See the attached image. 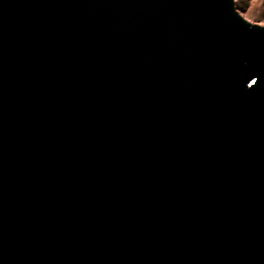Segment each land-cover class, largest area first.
<instances>
[{
    "label": "water",
    "instance_id": "obj_1",
    "mask_svg": "<svg viewBox=\"0 0 264 264\" xmlns=\"http://www.w3.org/2000/svg\"><path fill=\"white\" fill-rule=\"evenodd\" d=\"M0 264H264V26L0 0Z\"/></svg>",
    "mask_w": 264,
    "mask_h": 264
},
{
    "label": "rangeland",
    "instance_id": "obj_2",
    "mask_svg": "<svg viewBox=\"0 0 264 264\" xmlns=\"http://www.w3.org/2000/svg\"><path fill=\"white\" fill-rule=\"evenodd\" d=\"M238 13L248 22L264 26V0H234Z\"/></svg>",
    "mask_w": 264,
    "mask_h": 264
}]
</instances>
